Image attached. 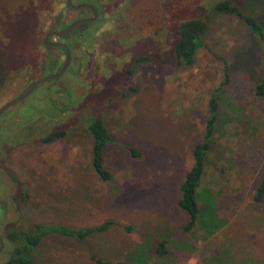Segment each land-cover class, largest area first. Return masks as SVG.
<instances>
[{"label": "rangeland", "instance_id": "1", "mask_svg": "<svg viewBox=\"0 0 264 264\" xmlns=\"http://www.w3.org/2000/svg\"><path fill=\"white\" fill-rule=\"evenodd\" d=\"M186 1L162 0V39H138L150 42L155 61L130 64L139 48L131 40L116 54L112 37L77 40L70 73L38 84L0 117V231L50 229L29 251L34 264H95L90 257L109 264H264V197L252 201L264 174V96L254 93V82L264 78V44L237 17L210 11L209 0ZM229 1L264 27V0ZM63 2L0 0V105L29 86V72L46 54L41 39L34 48L36 30L61 26ZM131 3L101 0L103 28L115 30L113 16ZM179 6L193 8L207 25L188 67L175 65L171 54V23L184 17ZM42 10L52 12L45 28L35 24ZM55 57L58 66L63 54ZM212 92L217 121L197 203L204 217L224 225L207 236L199 226L182 232L187 219L176 202ZM96 118L110 137L102 155L107 182L89 163L85 124ZM51 130L64 136L42 144ZM104 222L106 230L81 241L54 231ZM11 255L5 244L0 264Z\"/></svg>", "mask_w": 264, "mask_h": 264}, {"label": "trees", "instance_id": "2", "mask_svg": "<svg viewBox=\"0 0 264 264\" xmlns=\"http://www.w3.org/2000/svg\"><path fill=\"white\" fill-rule=\"evenodd\" d=\"M181 3H187L186 0H180ZM210 4L208 8L212 12L233 15L237 17L250 31V33L258 38L259 43L264 44V27L256 20L252 14L246 13L240 10L237 6L232 4L229 0H209ZM179 9L182 18L176 22L171 23L172 29L175 32L176 39L171 47V54L175 65L180 67H188L193 64L194 56L196 51L203 46L202 37L206 30V20L203 16L192 15L193 8H176ZM48 11L42 10L41 16L38 20H46ZM52 16V12H49ZM185 14V15H184ZM43 19H40V18ZM48 27V26H46ZM38 40V39H37ZM39 42V40H38ZM36 39L33 40L34 48L37 46ZM27 45H22L21 49ZM137 61L153 62L155 61L152 57L137 59ZM58 57L53 59L54 66L58 63ZM43 61L40 60L39 65L34 70V73H30L27 76V82L31 83L36 78L42 75L41 67H43ZM222 85L227 83V75L223 73ZM254 93L256 96H264V78L254 82ZM52 106H56L50 103ZM217 98L214 92L210 93L207 98L206 113L203 120L202 132L200 141L192 147L191 159L192 163L188 171L185 173L182 182L178 187V199L177 206L186 214V222L182 225L181 230L183 233H189L196 226H199L205 235L209 236L210 233L220 229L224 223L220 220H216L211 214L204 217V214L200 211L197 199L198 189L200 186L201 179L204 173V162L205 156L209 150L211 137L214 131V127L217 121ZM67 109H63V113ZM62 113H60L61 115ZM31 120V119H30ZM23 124V123H22ZM30 122H26L24 125H29ZM85 128L91 137V145L89 147V163L90 167L95 173L97 179L102 182H107L111 179L109 172L103 166V151L106 145L110 142V137L102 123L98 118L91 119L85 124ZM64 136V132L61 130H51L45 133L40 139L42 144H48L50 142L61 139ZM26 198L25 195L22 196ZM264 197V174L258 179L254 192L252 194V201L258 202ZM110 226V222H104L96 227H90L79 231L66 230L57 228L54 231H60L64 236L71 237L77 241H81L86 236L95 233L102 232ZM40 225H33L32 231L28 230L25 232L21 227H7L2 230L7 242L13 247V255L9 257L5 264H34L29 258V251L34 249L41 236H44L50 229H41ZM37 231L36 234L34 231ZM129 230V228H125ZM40 234V235H39ZM39 235V236H38ZM155 252L159 257L165 254L163 242H159L156 246ZM95 264H109L96 260L90 257ZM113 264H123L121 262H115Z\"/></svg>", "mask_w": 264, "mask_h": 264}, {"label": "flooded vegetation", "instance_id": "3", "mask_svg": "<svg viewBox=\"0 0 264 264\" xmlns=\"http://www.w3.org/2000/svg\"><path fill=\"white\" fill-rule=\"evenodd\" d=\"M100 4L101 0H70V7L66 5V0H64V13L62 17L63 23L61 26L53 29H46L45 31L36 30L35 39H41L40 45H42L46 51V54L41 59L44 64V66L41 67V76L55 73L62 66L63 62L58 66H54L53 59L55 58V52L56 54H63L64 60L63 47L54 43H61L68 48L70 59L64 73L61 76L70 73L72 70V64L76 63V60L72 55L73 48L76 46L74 42L76 43V41L80 39H108L109 37H112L111 39L114 45V51H112L113 54H116L117 51H121L126 41L131 40L130 42L138 45L139 48L137 53L133 52V58L130 60V64L143 65L146 63L145 61H137V59L150 57L148 55L151 48L150 42L140 43L138 39H142L141 41L143 42L149 41L150 39H162V0H134V3H131V6L128 9L116 12L119 16H113V19H116L119 25L115 28V30L109 29V31H106L102 26L104 25L102 23L104 17ZM51 18L50 13H47L46 20H35L36 27L40 26L45 28L46 26H49ZM78 20L83 21L75 24L65 35L61 37L49 35L46 37L48 33L61 31ZM43 39H46L45 43H43ZM49 87H51V84H48V86L43 89L49 93V91H51ZM51 99L52 98H50V100ZM66 99L70 101L69 97ZM5 112L6 111H4L0 117ZM0 238L2 240V249L0 250L1 255L5 244L9 245V243L2 231H0Z\"/></svg>", "mask_w": 264, "mask_h": 264}, {"label": "water", "instance_id": "4", "mask_svg": "<svg viewBox=\"0 0 264 264\" xmlns=\"http://www.w3.org/2000/svg\"><path fill=\"white\" fill-rule=\"evenodd\" d=\"M66 5H68V6L71 7L70 0H66ZM80 21H83V20H78V21L70 24L69 26H67L65 29H63L61 31H58V32H50V33H48L46 35V37L49 36V35H53L54 37H61V36L65 35L67 32H69V30H71V28L75 24L79 23ZM45 41H46V39H43V43H45ZM54 44H58V45L62 46L63 47V50H64V60H63V63H62L61 68L58 71H56L55 73H52L50 75L41 76V77L36 78L35 80H33L29 84V86L22 93H20L19 95H17L13 99H10V100L4 102L3 104H1L0 105V115L4 111L8 110L12 105H14V104L22 101L26 97H28L32 93V91L38 86V84H40L42 82H45V81L54 80V79L58 78L59 76H61L64 73V71H65V69H66V67L68 65V61L70 59L69 50H68V48L65 45H63L61 43H54ZM1 249H2V240L0 238V250Z\"/></svg>", "mask_w": 264, "mask_h": 264}]
</instances>
